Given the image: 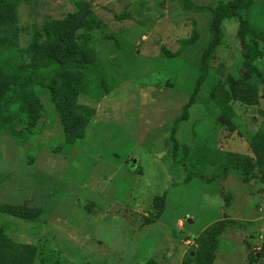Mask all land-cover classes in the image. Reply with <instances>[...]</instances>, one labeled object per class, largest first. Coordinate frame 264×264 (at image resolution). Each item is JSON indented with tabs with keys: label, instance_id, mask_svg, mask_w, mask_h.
<instances>
[{
	"label": "rangeland",
	"instance_id": "rangeland-1",
	"mask_svg": "<svg viewBox=\"0 0 264 264\" xmlns=\"http://www.w3.org/2000/svg\"><path fill=\"white\" fill-rule=\"evenodd\" d=\"M16 1L0 23V264H181L210 238L213 264H264V0L218 45L234 0Z\"/></svg>",
	"mask_w": 264,
	"mask_h": 264
},
{
	"label": "trees",
	"instance_id": "trees-1",
	"mask_svg": "<svg viewBox=\"0 0 264 264\" xmlns=\"http://www.w3.org/2000/svg\"><path fill=\"white\" fill-rule=\"evenodd\" d=\"M17 1L16 0H0V23H5V22H12L13 18H14V5H16ZM253 4V0H234L232 2H230L225 11L221 12V13H216L214 15V18L212 20L211 26H210V30L214 35V41H213V45H218L220 42V38H221V24L223 22V20L228 19V18H234V17H239V12L243 11V10H247L250 8V6ZM6 8L5 12H1L2 8ZM246 29L244 27V25L241 23L240 24V28H239V39L241 41V44L243 46V50L245 51V56H246V64L248 65L249 68L252 67V56L250 57L248 55V49L245 46V42L251 41L246 37ZM260 34V33H259ZM262 35V34H261ZM260 35V39L259 37H256L257 40H262V42H264V38L262 39ZM264 37V36H263ZM256 39H252V42L256 44ZM256 40V41H255ZM185 44H187V42H185ZM207 52H209L210 54H212L213 52V47L209 48L207 50ZM249 56V57H248ZM61 57L67 58L65 56ZM250 58V59H249ZM204 75L201 76V78L198 80L196 88L194 90L193 95L190 98L189 101V106L192 105L194 103V99L196 97V95L199 93L200 88H201V80L204 79V77L206 76V74L208 73V69L206 64L204 63ZM262 76V75H261ZM211 97L215 100L216 99V89H214L213 91H211L210 93ZM231 130V132H233L234 128L231 126L229 128ZM173 134H174V130H173ZM202 154H205V151L203 149L199 150ZM243 161L246 162L243 163V166L241 168H246L247 165L249 166L251 161H246L245 159H242ZM263 164H261L262 166ZM20 212L22 211H17V210H13L10 211L8 215H11L14 218H19V216L21 215ZM3 235L2 230H0V235ZM216 240L214 238H210L209 244L207 246L204 247H200L199 249H197L195 251L194 254H192L191 252L186 253L183 257L182 263L181 264H213L214 259H215V251H216ZM194 255V256H193Z\"/></svg>",
	"mask_w": 264,
	"mask_h": 264
},
{
	"label": "water",
	"instance_id": "water-1",
	"mask_svg": "<svg viewBox=\"0 0 264 264\" xmlns=\"http://www.w3.org/2000/svg\"><path fill=\"white\" fill-rule=\"evenodd\" d=\"M135 162H136V160H132V161H131V165H133Z\"/></svg>",
	"mask_w": 264,
	"mask_h": 264
}]
</instances>
